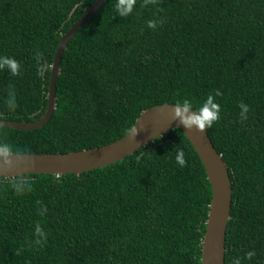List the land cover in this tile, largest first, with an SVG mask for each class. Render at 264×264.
<instances>
[{
  "label": "trees",
  "instance_id": "1",
  "mask_svg": "<svg viewBox=\"0 0 264 264\" xmlns=\"http://www.w3.org/2000/svg\"><path fill=\"white\" fill-rule=\"evenodd\" d=\"M95 1L0 0V56L20 64L15 76L0 69L1 118L44 115L61 36ZM116 5L106 0L69 41L52 118L33 130L0 126V144L94 148L126 135L146 109L187 98L198 110L219 90L220 119L208 132L232 179L225 264H264V0H135L125 17ZM150 20L163 22L153 29ZM240 103L250 109L243 121ZM24 184L30 190L17 192ZM212 194L179 127L81 174L2 176L0 264H202ZM37 223L47 236L39 245Z\"/></svg>",
  "mask_w": 264,
  "mask_h": 264
},
{
  "label": "water",
  "instance_id": "2",
  "mask_svg": "<svg viewBox=\"0 0 264 264\" xmlns=\"http://www.w3.org/2000/svg\"><path fill=\"white\" fill-rule=\"evenodd\" d=\"M105 2L106 0H96L84 15L61 36L51 67L48 107L44 115L34 121H17L0 117V126L33 130L44 126L52 118L57 107L56 88L61 72L63 52L71 38L99 11ZM173 105L172 103H162L146 109L126 135L102 146L58 153L9 151L6 156L0 154V177L13 178L32 173L81 174L122 160L167 131L179 127L198 152L212 185V200L202 243V264H225L226 231L233 202V187L229 167L222 154L215 148L209 136L208 128L204 131H199L195 127L185 128L174 116ZM137 129L139 133L134 137L133 133Z\"/></svg>",
  "mask_w": 264,
  "mask_h": 264
},
{
  "label": "clouds",
  "instance_id": "3",
  "mask_svg": "<svg viewBox=\"0 0 264 264\" xmlns=\"http://www.w3.org/2000/svg\"><path fill=\"white\" fill-rule=\"evenodd\" d=\"M150 2L151 0H144V6H147V4ZM134 5L135 0H117L116 7L119 15L125 17L133 12ZM162 22L163 21L150 20L148 21V27L155 29L157 23ZM4 68H7L8 71L15 76L19 74L20 64L15 58L0 56V69ZM221 95L222 93L219 90H216L214 95L209 94L204 100L203 104L196 111H193V104L189 99L185 98L182 101H178L173 105L174 116L179 119L180 124L185 128L195 127L199 131H204L206 128L212 127L214 122L220 119L221 106L217 102L216 97H219ZM7 104L8 107L12 110H14L16 107V98L15 95L11 92L9 93ZM239 108L241 120H246L247 114L250 110L249 106L247 104L240 103ZM138 133L139 130L137 129L133 133V136L135 137V135H138ZM8 152L9 146L6 144H0V154L6 156ZM175 159L181 168L186 166V160L184 158L183 150L177 152ZM16 190L19 193H23L25 190H30V187L27 184L17 185ZM46 211V208H42L40 214L43 215ZM35 235L37 238L35 239L34 243L37 245L41 244L44 240L47 239L46 233L41 228L39 223L36 224ZM247 255L250 257L253 255V253L250 252ZM234 264H240L239 259H236L234 261Z\"/></svg>",
  "mask_w": 264,
  "mask_h": 264
}]
</instances>
